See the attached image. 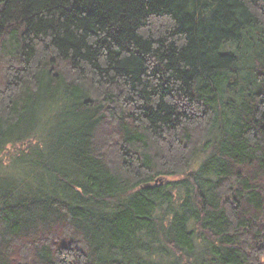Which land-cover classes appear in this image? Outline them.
Returning a JSON list of instances; mask_svg holds the SVG:
<instances>
[{
  "label": "trees",
  "instance_id": "16d2710c",
  "mask_svg": "<svg viewBox=\"0 0 264 264\" xmlns=\"http://www.w3.org/2000/svg\"><path fill=\"white\" fill-rule=\"evenodd\" d=\"M0 264H264V0H0Z\"/></svg>",
  "mask_w": 264,
  "mask_h": 264
},
{
  "label": "water",
  "instance_id": "95a60500",
  "mask_svg": "<svg viewBox=\"0 0 264 264\" xmlns=\"http://www.w3.org/2000/svg\"><path fill=\"white\" fill-rule=\"evenodd\" d=\"M145 187H148V185H145Z\"/></svg>",
  "mask_w": 264,
  "mask_h": 264
}]
</instances>
